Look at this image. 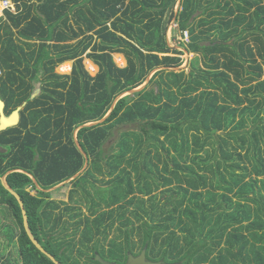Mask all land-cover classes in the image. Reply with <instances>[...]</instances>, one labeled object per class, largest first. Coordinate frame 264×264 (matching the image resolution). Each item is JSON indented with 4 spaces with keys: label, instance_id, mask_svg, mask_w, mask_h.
I'll return each mask as SVG.
<instances>
[{
    "label": "trees",
    "instance_id": "16d2710c",
    "mask_svg": "<svg viewBox=\"0 0 264 264\" xmlns=\"http://www.w3.org/2000/svg\"><path fill=\"white\" fill-rule=\"evenodd\" d=\"M10 1L16 13L0 16V95L6 115L27 104L20 124L0 132V209L13 220L0 233L9 247L0 264H55L1 182L10 171L33 236L62 264H101L97 254L126 264L146 246L148 259L167 263L264 264V0ZM172 21L190 40L178 45L197 55L188 71L169 70L183 65L170 56L183 54L169 42ZM68 61L71 74H56ZM76 140L89 166L70 202L79 204V189L97 197L91 216L70 205L55 215L45 190L85 167ZM117 223L123 240L109 239ZM76 250L91 252L86 263Z\"/></svg>",
    "mask_w": 264,
    "mask_h": 264
},
{
    "label": "rangeland",
    "instance_id": "374dc122",
    "mask_svg": "<svg viewBox=\"0 0 264 264\" xmlns=\"http://www.w3.org/2000/svg\"><path fill=\"white\" fill-rule=\"evenodd\" d=\"M176 9H178V6L176 7ZM0 16H4V11H2L0 13ZM168 39H169V42H170L173 49L183 52V54H181V55H175L173 53V54H170V56L180 57L183 60V65L180 68L188 71L189 63L192 60H194L195 58H197V55L188 54L186 49H184V48L180 47V45H178L180 41L185 43V44H188L190 40H189L187 35H185V37L181 36L180 31H178V26L175 24L174 21H172L170 23V28L168 30ZM73 43H75V42H73ZM120 56H121V58H120ZM113 58L119 67L125 68L127 66V61L123 55L114 54ZM68 62L71 63V69H72L74 61H68ZM90 64L94 70L90 68V66H89ZM62 65H59L55 69V73L58 75H61V76H69L72 71L70 70L69 73L64 72L61 69ZM84 65H85V69L89 72V74L92 77L97 76V74L99 73V67L97 65H95L89 59L84 60ZM145 84H147V82ZM36 89H40V91H39V95H40L42 92L40 83L36 85ZM160 167H162V164H160ZM72 182L66 183L65 185H61L53 191L51 200L57 202L58 206H59V209L55 210L54 214L55 215L60 214V213L65 214L66 207L70 205V206H75V207H81L82 212L84 213L85 216H91V204L93 202L92 199L97 197L96 192L94 191V189L88 188L89 190H91V194L87 195L86 193H84V191L82 189H79L78 193L74 195V201H79L78 202L79 204L70 202V199H69L70 194H71L70 192L73 190ZM99 186H103V185L101 183H98V187ZM33 193L35 194V192H33ZM156 194L158 195V199H159L161 197V190L156 192ZM85 196L88 199V201L85 200V198H84ZM143 198L145 200L148 199V197H143ZM130 208L134 209V207H130ZM101 210L102 211H107V210L109 211V209L105 208V207H102ZM66 220H69V219H68V217L65 216V221ZM11 223H13V220H12L11 215L9 214V211L5 210V209H0V233L4 234L3 233L4 232L3 227L5 225H10ZM51 225L52 224H50V226ZM138 225L139 224L136 222V226H138ZM129 228L131 229V227H129ZM125 229H126L125 227H120L119 223H117L115 225V227L111 230V233L109 235V239L118 237L119 240H123L124 236L121 235V230H125ZM71 230L74 231L73 228ZM82 230L83 229H80L79 232L77 233V236H76L78 244H79V240L82 239V232H81ZM131 238L134 242L137 243L138 247H136L135 250H136V252H139V250L141 248V246H140L141 245V243H140L141 242V236L138 234L137 235L134 234V235H132ZM6 246H7L6 239L4 236H1L0 237V251H5V254L7 255L9 253V247L8 246L6 247ZM78 246H80V245H78ZM5 247H6V249L4 250ZM17 250L16 251L18 254V252H19L18 245H17ZM86 252H89V250H87V249L83 250V253H86ZM90 254H91V252H90ZM90 254L89 255H82V253H80L78 250H76L74 253V257H78L82 263H86L88 261V258H89L88 256H90ZM18 256H19V254H18Z\"/></svg>",
    "mask_w": 264,
    "mask_h": 264
},
{
    "label": "water",
    "instance_id": "95a60500",
    "mask_svg": "<svg viewBox=\"0 0 264 264\" xmlns=\"http://www.w3.org/2000/svg\"><path fill=\"white\" fill-rule=\"evenodd\" d=\"M180 7V4H178V8ZM161 70V69H159ZM169 70H174L176 72H179L181 70H184L182 68H173V69H169ZM158 70H156L154 73H152V76L157 72ZM149 77V80L152 78ZM149 80L147 81V84L149 83ZM147 84H145L144 86H142L141 88L139 89H136V90H133V91H130V92H127L125 94H122L120 97L117 98V100L115 101V104L122 98L128 96V95H131V94H134L135 92L137 91H140L141 89H143ZM39 91L40 89H35L31 99H35L36 97L39 96ZM27 103H24L23 106L21 107H18L15 111H13L10 115H6L5 113V103L4 101L1 99V95H0V132H3V131H6L10 128H14V127H17L20 122H21V111L24 109V107L26 106ZM115 106V105H114ZM114 108V107H113ZM111 112L101 121H98V122H93V123H90V124H87V125H83L81 128H84V127H92V126H96V125H99L101 123H103L109 116H110ZM76 144L79 148V150L81 151V153L85 156L86 158V164H85V167L83 168V170L81 172H79L77 175H75L74 177H72L71 179L51 188V189H48V190H45V192H53L56 188H58L59 186L61 185H65L66 183H69V182H72L74 180H76L78 177H80L84 172L85 170L88 168L89 166V160H88V157L86 155V153L84 152V150L82 149L80 143L76 140ZM14 171H10L8 172L4 177L1 178V182L3 184V186L17 199V201L19 202V205L21 207V210H22V214H23V219H24V226H25V230L28 234V236L30 237L31 241L34 243V245L42 252L44 253L50 260H52L55 264H62L60 261H58L53 255H51L50 253H48L43 247L42 245L39 243V241L33 236L32 232H31V229H30V225H29V220H28V215H27V212H26V209H25V206H24V202L22 200V198L20 197V195L14 191L7 183L6 181V176L8 174H11L13 173ZM18 172H23L21 170H18ZM35 181V180H34ZM36 183V181H35ZM37 184V183H36ZM39 190L42 191V189L40 187H38ZM147 253H148V246H146L143 251L137 255V256H134L133 254L129 253L128 255V260L126 262V264H167V263H164V261H160V262H151L148 260V257H147ZM96 260L99 261L101 264H117L115 262H110V261H107L105 259H103L99 254H97L96 256Z\"/></svg>",
    "mask_w": 264,
    "mask_h": 264
},
{
    "label": "built area",
    "instance_id": "2783aa9c",
    "mask_svg": "<svg viewBox=\"0 0 264 264\" xmlns=\"http://www.w3.org/2000/svg\"><path fill=\"white\" fill-rule=\"evenodd\" d=\"M0 4H2L3 5V10L2 11H4L5 12V10H12L13 12H16L15 10H16V7H15V5L13 4V2L12 1H10V0H6V1H3V0H0ZM187 35V34H186ZM188 36V35H187ZM2 74V72H1V69H0V75Z\"/></svg>",
    "mask_w": 264,
    "mask_h": 264
},
{
    "label": "bare ground",
    "instance_id": "6f19581e",
    "mask_svg": "<svg viewBox=\"0 0 264 264\" xmlns=\"http://www.w3.org/2000/svg\"><path fill=\"white\" fill-rule=\"evenodd\" d=\"M2 10H3V6H2V4H0V13L2 12ZM120 58H121V56H120ZM89 66H90L91 69H93V67L91 66V64H90ZM61 69H62L64 72L69 73L70 70H71V63H70V62H66V63H64V64L62 65ZM93 70H94V69H93Z\"/></svg>",
    "mask_w": 264,
    "mask_h": 264
},
{
    "label": "flooded vegetation",
    "instance_id": "af4514ba",
    "mask_svg": "<svg viewBox=\"0 0 264 264\" xmlns=\"http://www.w3.org/2000/svg\"><path fill=\"white\" fill-rule=\"evenodd\" d=\"M5 103V102H4ZM5 108H6V104H5ZM148 257V256H147ZM149 261H151V262H160V261H164V260H150V259H148ZM164 263H167V262H165L164 261ZM167 264H174V263H167Z\"/></svg>",
    "mask_w": 264,
    "mask_h": 264
},
{
    "label": "crops",
    "instance_id": "0c3cea01",
    "mask_svg": "<svg viewBox=\"0 0 264 264\" xmlns=\"http://www.w3.org/2000/svg\"><path fill=\"white\" fill-rule=\"evenodd\" d=\"M16 10H17V8H16ZM15 13H16V12H15ZM72 69H73V67H72ZM72 69H71V71H72ZM7 246H8V244H7ZM7 246H6V247H7ZM6 247L4 248V250L6 249Z\"/></svg>",
    "mask_w": 264,
    "mask_h": 264
}]
</instances>
